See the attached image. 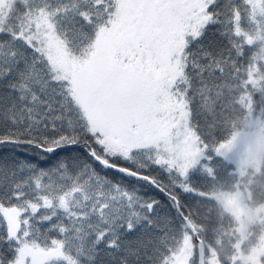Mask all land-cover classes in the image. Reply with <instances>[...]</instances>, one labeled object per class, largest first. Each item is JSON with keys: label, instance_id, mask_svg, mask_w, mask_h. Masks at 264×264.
<instances>
[{"label": "snow or ice", "instance_id": "snow-or-ice-1", "mask_svg": "<svg viewBox=\"0 0 264 264\" xmlns=\"http://www.w3.org/2000/svg\"><path fill=\"white\" fill-rule=\"evenodd\" d=\"M257 30L249 0H2L0 264H170L264 121Z\"/></svg>", "mask_w": 264, "mask_h": 264}, {"label": "trees", "instance_id": "trees-1", "mask_svg": "<svg viewBox=\"0 0 264 264\" xmlns=\"http://www.w3.org/2000/svg\"><path fill=\"white\" fill-rule=\"evenodd\" d=\"M252 20L253 19V12ZM243 31V30H242ZM254 45H259V52L257 53L256 60L261 62V67L264 68V33L258 34V30L254 32V37L251 40ZM259 71V69H255ZM253 88L264 94V80L257 77L253 81ZM245 103L248 101V97L244 98ZM247 121L236 119L235 124L244 128ZM264 127V121H262ZM228 126V125H226ZM240 131L233 134L230 141H232ZM229 141V142H230ZM229 174L225 176L221 173L217 183L213 186L210 199L211 206L207 213L200 217V222L194 224V228L197 232V237L204 243L206 258L210 255L211 250L218 259L220 264H228L229 258H231V264H248L238 260L236 245L239 241L237 234V221L233 215L226 212L221 204L214 200L212 197L221 193H232L236 190L237 185L240 184L243 190L249 191L250 200L249 205L253 209L264 207V156L262 158L261 167L258 171L249 169L245 176L239 177L234 170L232 164L225 161ZM188 235L175 246L174 253L177 252L185 242ZM191 236V235H190ZM192 237V236H191ZM264 238V222L254 221L250 224L249 233L246 240L242 244V255L249 257L263 244ZM194 250L190 264H199L198 252L195 240L193 239ZM260 263L264 264V256L260 258ZM207 264V263H206Z\"/></svg>", "mask_w": 264, "mask_h": 264}, {"label": "rangeland", "instance_id": "rangeland-1", "mask_svg": "<svg viewBox=\"0 0 264 264\" xmlns=\"http://www.w3.org/2000/svg\"><path fill=\"white\" fill-rule=\"evenodd\" d=\"M2 2V0H0ZM253 12V19L259 18L264 21V0H249ZM264 30H258V34L263 35ZM53 61L59 64H65L66 57L62 47L53 43L51 47ZM248 101H246V104ZM243 133L239 134L230 141L222 152L226 154L225 161L233 165L235 173L239 177L245 176L249 169L258 171L261 167L264 156V127L261 120H248L244 126ZM223 209L234 216L237 221V234L239 241L236 245L237 259L248 264H261L260 258L264 256V238L263 244L249 257L242 255V244L246 240L250 224L254 221L264 222V207L253 209L249 205L250 193L243 190L240 184L232 193H221L215 197ZM194 243L191 236H187L183 246L173 254L170 264H190L193 256ZM207 264H220L214 252L211 250L206 259Z\"/></svg>", "mask_w": 264, "mask_h": 264}, {"label": "water", "instance_id": "water-1", "mask_svg": "<svg viewBox=\"0 0 264 264\" xmlns=\"http://www.w3.org/2000/svg\"><path fill=\"white\" fill-rule=\"evenodd\" d=\"M193 238L196 241V245H197V252H198V259L200 260L201 258L203 259V264H206V260H205V246L204 243L198 239L197 237V233L193 227L192 229V234Z\"/></svg>", "mask_w": 264, "mask_h": 264}]
</instances>
